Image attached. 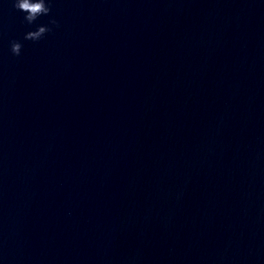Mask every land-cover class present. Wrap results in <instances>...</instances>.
<instances>
[{
    "label": "water",
    "instance_id": "95a60500",
    "mask_svg": "<svg viewBox=\"0 0 264 264\" xmlns=\"http://www.w3.org/2000/svg\"><path fill=\"white\" fill-rule=\"evenodd\" d=\"M25 15L0 0V264H264V0Z\"/></svg>",
    "mask_w": 264,
    "mask_h": 264
},
{
    "label": "clouds",
    "instance_id": "9594fccd",
    "mask_svg": "<svg viewBox=\"0 0 264 264\" xmlns=\"http://www.w3.org/2000/svg\"><path fill=\"white\" fill-rule=\"evenodd\" d=\"M15 7L23 11L26 21L31 24L42 15H49L52 11V0H15ZM51 25H58V21L52 18L50 24L38 25L34 30L25 34V39L32 41L41 40L46 33L52 31ZM23 49V43L20 40L11 42V52L20 56Z\"/></svg>",
    "mask_w": 264,
    "mask_h": 264
}]
</instances>
